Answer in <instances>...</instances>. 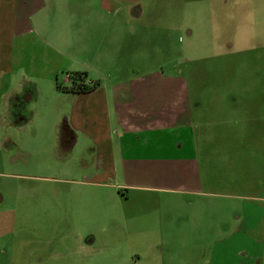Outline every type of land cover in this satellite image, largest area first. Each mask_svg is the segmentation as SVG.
Here are the masks:
<instances>
[{"label":"crops","instance_id":"crops-1","mask_svg":"<svg viewBox=\"0 0 264 264\" xmlns=\"http://www.w3.org/2000/svg\"><path fill=\"white\" fill-rule=\"evenodd\" d=\"M158 2L165 4L0 0V175L15 166L13 150L41 169V133L48 130L64 155L88 148L79 172L88 183L132 200L119 220L102 226L107 235L98 246L94 234L72 236L74 250L48 255L53 264H264V195L250 192H263L264 180L252 173V158L228 161L216 136L203 134L198 142L200 116L193 114L187 80L157 70L152 59L178 50L181 35L191 32L184 13L154 11ZM75 72L98 86L60 91L59 76L66 87ZM226 162L234 165L226 177L243 180L249 194L206 184L226 179L215 169ZM163 196L176 203L162 204ZM214 196L226 197L233 213L222 233ZM5 211L0 229L11 231L13 214Z\"/></svg>","mask_w":264,"mask_h":264},{"label":"rangeland","instance_id":"rangeland-1","mask_svg":"<svg viewBox=\"0 0 264 264\" xmlns=\"http://www.w3.org/2000/svg\"><path fill=\"white\" fill-rule=\"evenodd\" d=\"M86 1L91 8L96 0ZM162 1L165 4L158 2L154 11L167 12L173 18L184 13L185 28L191 36L182 34L178 50L153 53L152 59L157 70L187 80L193 114L200 116L198 142L203 134L216 136L224 143L228 161L240 164L243 157L252 158V173L264 180V0ZM59 82L61 85L62 76ZM16 139L25 140L20 134ZM41 141L43 149L36 161L41 169H35L34 158L22 163L26 158L13 150L15 166H6L0 175V208L12 211L16 225L11 231L0 229L7 234L0 239V264H39V259L42 264H53L47 256L73 251L75 235L94 234L96 247L107 235L102 226L119 220L122 207L129 210L131 206L132 200L121 199L117 190L91 185L80 176L88 148H76L64 155L55 133L48 130L41 133ZM227 164L220 169L215 163V169L226 179L205 180L206 184L218 183L214 187L219 193L230 190L249 194L243 180L226 177L228 168L234 166ZM259 188H250L252 196L264 195ZM172 199L163 196L161 203H176ZM214 199L221 205L222 233L232 223L233 213L229 205L224 206L229 202L226 197ZM179 232L176 236L183 239ZM192 237L196 238L194 234ZM60 239L66 240L64 245Z\"/></svg>","mask_w":264,"mask_h":264},{"label":"trees","instance_id":"trees-1","mask_svg":"<svg viewBox=\"0 0 264 264\" xmlns=\"http://www.w3.org/2000/svg\"><path fill=\"white\" fill-rule=\"evenodd\" d=\"M87 75L85 73L75 72L70 76V85L63 87L58 86V89L67 93H87L94 90L97 86V82H86Z\"/></svg>","mask_w":264,"mask_h":264}]
</instances>
